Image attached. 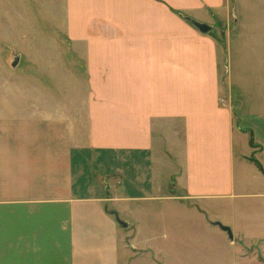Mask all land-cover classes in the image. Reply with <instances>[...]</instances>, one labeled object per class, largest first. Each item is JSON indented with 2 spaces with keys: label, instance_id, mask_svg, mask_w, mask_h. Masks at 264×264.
Wrapping results in <instances>:
<instances>
[{
  "label": "crops",
  "instance_id": "1",
  "mask_svg": "<svg viewBox=\"0 0 264 264\" xmlns=\"http://www.w3.org/2000/svg\"><path fill=\"white\" fill-rule=\"evenodd\" d=\"M33 7L42 18L49 11L65 39L84 44L87 138L59 147L56 127L43 140L38 116L17 128L2 118L0 264H264V0H39ZM173 9L200 22L194 15L204 9L220 16L225 48L210 33L216 24L203 34ZM79 148L103 161L158 154L156 162L170 165L165 185L177 193L148 197L189 210L160 222L164 250L142 240L139 222L117 225L118 213L101 205L138 197L80 184ZM187 217L197 224L184 225Z\"/></svg>",
  "mask_w": 264,
  "mask_h": 264
},
{
  "label": "rangeland",
  "instance_id": "2",
  "mask_svg": "<svg viewBox=\"0 0 264 264\" xmlns=\"http://www.w3.org/2000/svg\"><path fill=\"white\" fill-rule=\"evenodd\" d=\"M37 1L39 0H0V124L2 118H9L12 121L6 122L11 128H17L14 127L18 125L17 121H33L32 115H36L42 123L43 140L49 139L47 136L57 128L55 132L59 147L80 145V141L85 143L87 138L85 102L89 87L85 47L80 42L65 39L64 31L53 23L49 11L43 12L47 17H40V11L33 7ZM176 11L180 10L173 9L179 15ZM208 13L204 9L202 14L194 16L204 23H213L219 27L220 30L217 31L214 26L215 32L210 33L225 48L226 29L221 26L224 20L217 15L211 17ZM15 62L16 66L13 65ZM226 74V69H221L223 84ZM227 103L226 95H221L219 104ZM162 137H165L164 134ZM151 156L155 157V161ZM157 157L161 156L122 155L116 160L105 156L103 161L98 160L94 154L81 152L80 148L74 149L75 164L81 165L86 172V177L83 176V183L80 184L86 185L90 181L94 188L99 189V195L109 196L110 193L105 189L111 185V197H138L137 201L110 200L101 205L118 213L113 214L117 225L120 222H139L142 240L147 238L154 249L161 252L164 250V243L160 222L167 220V213L188 211L189 208L166 198L158 201L148 197L177 193L174 187L170 191L166 189L165 180L171 167L156 162ZM105 172L111 175L107 176ZM153 174L154 182L150 184ZM171 182L174 186L173 180ZM159 188L162 191H158ZM172 215L169 214V217ZM168 221L178 219L169 218ZM187 221L189 223L184 225L197 224V219L191 217H187ZM155 226L159 230L154 234ZM255 247L257 244H251L249 251H254ZM259 258L264 260L263 256L259 255Z\"/></svg>",
  "mask_w": 264,
  "mask_h": 264
},
{
  "label": "water",
  "instance_id": "3",
  "mask_svg": "<svg viewBox=\"0 0 264 264\" xmlns=\"http://www.w3.org/2000/svg\"><path fill=\"white\" fill-rule=\"evenodd\" d=\"M187 18L203 34L209 33L212 30V28H213L211 25H209L207 23L197 21V20H195V19H193L191 17H187ZM16 64H17V62H15L13 65L16 66ZM121 224L124 227L128 226L127 222H121ZM217 224L221 227L222 230H224L225 232L228 233L230 239H234L233 231H232V229L229 226L223 225L220 222H218Z\"/></svg>",
  "mask_w": 264,
  "mask_h": 264
},
{
  "label": "trees",
  "instance_id": "4",
  "mask_svg": "<svg viewBox=\"0 0 264 264\" xmlns=\"http://www.w3.org/2000/svg\"><path fill=\"white\" fill-rule=\"evenodd\" d=\"M180 16H182L183 18H185V19H187L188 20V18H187V16L185 15V14H183L182 12H180V11H176ZM189 21V20H188ZM190 22V21H189Z\"/></svg>",
  "mask_w": 264,
  "mask_h": 264
}]
</instances>
